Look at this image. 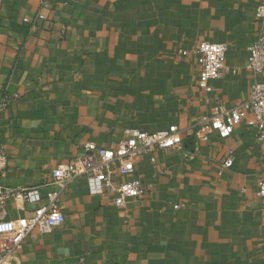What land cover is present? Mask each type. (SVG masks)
<instances>
[{"label":"crops","instance_id":"obj_1","mask_svg":"<svg viewBox=\"0 0 264 264\" xmlns=\"http://www.w3.org/2000/svg\"><path fill=\"white\" fill-rule=\"evenodd\" d=\"M263 0H0V147L9 186L47 185L36 205L9 202L6 219L29 218L61 190L62 227L32 230L19 248L0 236L5 264H264V143L256 128L237 125L228 138L192 132L214 108H234L250 95L248 48L261 24ZM47 17L34 29L25 18ZM200 41L228 45L213 92L199 88ZM189 51L187 56L180 52ZM177 126L181 145L135 161L140 198L114 205L93 196L86 177L65 190L52 170L111 149L126 130ZM229 151L231 168L223 167ZM175 206H180L175 209ZM3 252L0 251V257Z\"/></svg>","mask_w":264,"mask_h":264},{"label":"built area","instance_id":"obj_2","mask_svg":"<svg viewBox=\"0 0 264 264\" xmlns=\"http://www.w3.org/2000/svg\"><path fill=\"white\" fill-rule=\"evenodd\" d=\"M255 18L261 24V30L256 40L248 48L249 57L246 68L253 76V84L248 99L234 108L218 105L212 114L201 120L194 128L192 135L199 141H207L212 133H218L225 139L233 129L246 122L256 128L258 140L264 143V0L255 10ZM24 23L31 29L47 17L39 12L34 18H25ZM228 45L224 43L198 42L192 53L197 56L202 70L199 88L206 93H212V82L219 79L226 68L225 61ZM189 51L180 52L181 56L189 55ZM11 98L5 96L0 100V113L10 105ZM1 129V122H0ZM181 145L179 129L170 126L166 130L146 133L139 130H126L125 138L115 148L97 149L92 143L85 147L86 154L70 162L62 163L52 170L53 183L63 185L65 190L79 177H86L89 192L93 196L110 193L115 195L113 203L119 208L126 205L129 198H140L143 188L138 179L117 183L113 180L112 170L116 169L122 176H128L135 171V161L156 149H174ZM235 154L229 151L223 160L224 168H231ZM9 159L0 147V236L12 243V249L19 248L32 230L41 234H49L63 226L65 217L61 211V190L50 191L46 195L47 203L32 212L29 218L15 220L6 219V206L9 202L36 205L43 200L42 189L47 185L29 187L9 186L5 182ZM257 199L264 210V179L257 184ZM180 206H175L178 209ZM6 244L0 243V264H5L6 254L12 250Z\"/></svg>","mask_w":264,"mask_h":264}]
</instances>
